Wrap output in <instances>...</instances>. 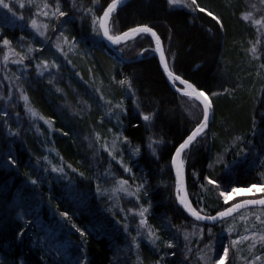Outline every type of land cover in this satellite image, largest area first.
I'll use <instances>...</instances> for the list:
<instances>
[{"label": "trees", "instance_id": "trees-1", "mask_svg": "<svg viewBox=\"0 0 264 264\" xmlns=\"http://www.w3.org/2000/svg\"><path fill=\"white\" fill-rule=\"evenodd\" d=\"M224 1L227 2L226 6L220 7L218 2L222 4ZM20 2L25 3L26 6L21 8L18 0H4V3L10 6L11 11L0 5V33L13 41V47L18 52L24 51L22 44L25 47L28 44L40 47L41 39L29 27L35 8H31L34 12H30L27 0H20ZM63 2L66 5L63 7L64 10L68 11L71 8V0H63ZM199 2L201 7H206L220 18L224 24L223 29L219 28L216 21L206 14L192 12L183 7L171 8L166 0H132L120 8L114 16H116L115 27L122 30L136 26L137 21L140 22L138 25L148 24L154 27L168 44L167 52L171 67H173L172 57L175 58L174 70L177 74L196 84L197 87L210 90L209 96L213 101L214 116L208 135L213 132L214 137L209 140L207 135L205 139L199 140V143L189 151V157L186 158L187 184L191 200L198 209L202 206L206 212L214 214V211L220 206V201L217 200L215 205L207 203L204 200L206 192L202 191L200 184L205 183L203 180L205 176L217 178L218 174L212 172L209 165L213 162L214 157L224 154L225 148L235 145L237 137L241 138L237 144L240 142L241 148H245L246 145L248 154H252V157L248 155L246 159L243 156L237 157L239 151L231 150L224 159L225 162H231L233 159L238 160L235 178L240 182V185L258 183L260 174L264 173V68L261 67L264 64V37H260V44L257 46L260 55L258 62H254V65H247L249 60L246 55L245 57L240 55L243 50L241 43H244V40L241 38L243 30L236 15V9H240L242 4L238 0H199ZM107 3H109L108 0H98L95 5L97 15L102 14L101 6L106 7ZM79 5L84 8L93 7L92 0H77V8H81ZM77 14L78 11L75 12L76 17ZM21 16L24 19H21ZM129 20L133 24L128 25ZM38 21L46 22L42 17L38 18ZM56 26L58 28V25ZM67 28L68 31L65 32V35L69 39L76 36L79 42L78 52H69L68 54L67 59L72 61L71 64L67 63L63 57H59L58 54H54L55 50L50 49L47 45L44 47L43 55L37 56V59L43 58L49 61L56 59L60 64L59 74L55 70L52 71V76L56 77L54 84L47 83L52 78L51 76L45 74L40 77L34 67H29L19 81L30 98L31 107L37 111L39 116H43L45 119L51 118L54 124L50 128L43 120H34L24 110V102L17 99L16 96H11V100L0 99V106L3 107L0 112L4 110L9 112L7 118H0V147L1 144L4 145L2 150L8 152L11 158L16 160V164H18L19 157L26 154L30 157L47 156V164L49 161H51V165L56 166L61 163L71 164L73 168L82 169L84 178L96 175L91 174L94 166L90 167L89 160L93 161L92 157L96 154L103 157V154L107 153L100 148L99 143L95 142L91 147L89 160L76 159L69 151L70 149L66 150L65 145H62L61 130L68 132V127H71V130L74 129V131L99 132L102 139H107L110 143L112 133L107 130L112 129L113 133L117 132L121 125L117 122L116 116H112L110 119L105 116L107 109L104 106V101L98 100L89 85L93 82V76L95 80L100 77L108 80L113 75L117 79L130 77L135 97L130 95L126 87L121 86L122 95L113 96L106 91H104V95L113 103L123 99L128 109L126 118L120 116V120L123 122V132L131 140V147L140 146L141 151L138 156L123 159L125 164L132 167L135 181L129 173L123 171L116 161H113L111 166L108 163L104 169V175L112 176V180L106 181L100 178L98 182L101 188L110 190L116 186V181L119 179H127L130 185L135 186L136 183L142 182L140 179L142 176H146L149 195L145 197L141 193L139 202L123 192L99 195L95 191L97 182L93 184V187H86L83 186L81 179L78 182L80 186L73 183L77 192L72 198L78 199L80 204L86 207V210L83 213H77L65 208L62 204L64 201L61 200V196H64V192L69 191L67 185L64 188L53 186L43 189L40 191L41 201L37 204L36 209L19 219L24 224L19 233L23 232L24 235L20 237L15 226H10V229L3 232L4 234L0 233V264H63L61 258L65 257L68 259L67 264H76L78 260L83 262L85 258L87 264H105L108 252L113 253L112 250L115 251L113 254L117 252L119 257L128 264H156V261L161 256H165V252L169 250H165L161 246V250L156 251L143 238H141L140 248H135L132 245V237L137 235L138 219L134 218L128 210L137 209L140 204L147 207L150 200L149 225L160 229L157 225L161 214L166 215V221H170L174 225L177 223L172 203L166 201L172 197L177 211L183 213L174 201L175 176L170 159L174 150L173 145L194 127L195 121L187 114L183 106H179L177 97H183L169 85L156 58H136L137 53L152 44V41L147 38H137L136 54L126 58L128 61L117 62L114 61L116 58L110 56L103 41L96 40V37L92 35L87 18L82 23L76 19ZM49 35L53 40L55 39V33ZM21 36L25 37L24 41L19 39ZM251 39L254 43L256 42L255 38L251 37ZM65 51H67L66 48ZM0 53L3 55V52ZM8 66L10 79L1 81L4 89L0 87V96L4 95V90L5 93H8L11 83L17 86L18 82L15 80V76H19L21 72L20 66L15 64H8ZM89 69L92 71L89 72ZM77 72L80 73L83 80L76 76ZM85 81L88 83L86 84ZM114 85L119 86L115 83ZM56 88L63 91L57 92ZM225 88L229 90L228 93H223ZM218 91L223 93L219 98L211 96V92ZM44 101L48 105L46 109ZM81 101L87 102L90 106L88 110H85ZM136 103L139 104L143 114L155 112V120L147 125L140 120L136 111ZM74 106L77 110L72 112ZM13 108H19L21 115L17 116ZM24 112L27 115H22ZM69 113H72L73 116L67 115ZM101 117H104L102 124L100 123ZM254 123L257 133L255 136L252 135ZM133 124H138L139 127H133ZM9 127L15 128L16 131L19 130V135H12L8 131ZM22 129L25 131H20ZM149 136L155 140L164 141L156 149L155 154L147 147ZM44 141L47 142L46 145ZM205 141L210 146L205 147ZM28 144L32 148L27 149L25 146ZM122 146L127 147L123 144ZM100 156L97 157L101 158ZM5 157L0 155V166L13 167L12 163L3 160ZM48 166L51 169V166ZM65 170L74 176L75 181L76 174L68 168ZM193 172L198 174L199 180L193 176ZM219 173L221 172L219 171ZM112 174H114V178ZM31 178L43 183L38 175L31 176ZM8 181L10 185L11 179ZM16 184L11 183V187ZM25 193V189L22 188L21 195ZM215 193L217 194L216 191ZM110 196L111 198H109ZM196 197L200 198V204H197ZM26 207L27 203L20 200L19 209ZM121 208L125 211L121 212ZM62 211L70 212L71 222L83 229L87 233L86 237H81L59 215V212ZM102 211H105L108 223L105 221L98 224L88 223V218L94 213ZM243 215L247 216L248 212H243ZM26 221H32V223L28 224ZM125 223L129 225L127 232L123 227ZM250 223L251 221H249V225ZM244 226V222L237 219V229L240 234H244ZM220 229L221 226L217 225L213 228V232L218 235L219 241L227 244L228 241L225 239L227 234L221 232ZM159 234L166 240L164 230L160 229ZM8 235H11L10 238L3 241L8 238ZM204 243L206 242L201 243L199 247L203 248ZM247 245H240V251L235 259L232 258L234 250L230 251L229 261L226 264H243L239 259L240 256L251 260L256 255L264 254L259 246V250L254 249L248 255ZM193 246L194 251L187 264H202L197 260L195 244ZM216 247L219 249L220 244L218 243ZM181 252H178L176 258L165 256L162 264H181ZM52 253L58 254L54 260L51 258ZM113 254H109V258Z\"/></svg>", "mask_w": 264, "mask_h": 264}, {"label": "snow or ice", "instance_id": "snow-or-ice-1", "mask_svg": "<svg viewBox=\"0 0 264 264\" xmlns=\"http://www.w3.org/2000/svg\"><path fill=\"white\" fill-rule=\"evenodd\" d=\"M20 7L24 8L26 5L23 2H20ZM93 7L89 8H77V0H71V8L68 11L63 10L61 0H27V6L35 8L33 13V18L30 20L29 27L35 33V35L40 39V47H34L32 44H28L26 47L22 44L24 51L18 52L13 47V41L6 36H3L0 33V52H3L2 58H0V63L7 67L8 64H15L20 66L21 72L19 76H15L17 83V91L19 93L18 98L24 102V110L34 119L43 120L51 128L54 121L45 119L43 116H39L37 111L31 107L30 98L26 93V90L23 84L19 83L22 77L24 76L25 71L29 67H34L35 71L40 77H43L45 74H48L52 78L47 81L49 85H53L56 77L52 76V71L55 70L59 74L60 64L57 63L56 59L51 61L47 59H37V56H42L44 53V47L47 45L50 49H54V54H58L59 57H63L67 63L71 64L72 61L68 60L69 52H78V40L76 36H72L69 39L65 35V32L68 31L67 26L70 23H73L76 19H79L81 23L85 18L89 20V27L91 33L94 37H99L101 40H106L112 45L117 46V50L123 53L124 48L120 47L122 45H127L129 41H136L137 38L144 39L147 38L152 41L148 47L141 49L138 56H143L145 53L152 52L158 53L160 62L163 64L164 72L167 74L168 79L174 86L176 92L182 97H186L191 101L199 103L200 112L198 115L194 116V127L184 136L182 139L173 145V153L170 159V165L174 169L175 173V198L178 204L182 207L187 214L193 218L191 222V231L187 227H177L172 224L170 221H163L161 227L168 231L170 238L164 240L160 233V229L155 228L149 225L148 214L151 209V201L147 207L140 204L137 209H129L128 212L136 218L138 217L137 224V235L132 237V245L139 249L141 238L147 241L156 251L161 250V246L165 250V256H171L173 258L177 257L178 251L180 248L178 245H182L183 251L181 252L182 260L181 264H187L191 254L194 251L193 240H195V249L197 251V260L202 262V264H226L229 261L230 251L233 252V259L236 258L237 254L240 251V245L248 244L249 251H252L260 246L262 252H264V173L260 174L258 183H249L246 186L240 185V182L235 178V169L238 166V160L233 159L231 162H225L223 164V172L218 175L217 178H212L209 176L203 177L205 183L200 184L202 191L207 192L208 186H211L217 192V199L220 201V206L214 211V214L208 213L205 211L204 207H193L192 200L189 199V194L186 187L185 173L187 158L186 152L190 151L195 147L199 140L205 139L208 133L211 131V120L214 116V106L213 101L209 96L210 90H204L202 87H197L196 84L190 82L188 79L183 78L181 75L177 74L174 70V56L173 67L169 66L168 58L166 57V51L163 46V40L161 36L157 33L154 27L149 26L148 24L136 25L129 27L126 30L116 31V16L114 13L118 12V8L123 5V0H111L110 3H107L106 7L101 6V13L97 15L95 10V5L98 3V0H92ZM169 6L181 5L190 9L192 12H200L206 14L208 17H211L218 24L219 28L223 29L224 24L221 22L220 18L212 11H209L206 7H201L198 3V0H167ZM0 5H3L4 8H8L11 11L10 6L7 3H4V0H0ZM79 12V17H76L75 12ZM71 13V15H70ZM264 0H259V6L256 3L249 5V10L241 13L242 20L249 22L252 26L255 27L256 31L261 35H264ZM259 15V18H257ZM42 17L46 22H39L38 18ZM24 19L23 16L20 17ZM58 25V28L57 26ZM49 32L55 33V39L49 35ZM21 41H24L25 37H19ZM171 37L169 36V40ZM51 41V42H50ZM50 42V43H49ZM260 40L258 39L252 46L248 49L251 53L253 59H259L260 55L258 53V45ZM67 47L68 51H65ZM170 51V49H169ZM124 57L121 55L120 60L123 61ZM264 68V64L261 65ZM92 69H89L91 72ZM81 80L83 77L80 73H76ZM7 79V77H6ZM111 81L115 84L126 87L127 91L131 96L135 97V92L133 90L132 79L130 77H124L122 79H117L115 75L111 77ZM87 84L88 82L85 81ZM102 83V81H101ZM92 88V91L97 95L98 100L104 101V106L107 109L105 116L109 119L112 116L117 117V122L121 125L120 130L117 132L108 129L109 133H112L111 142L107 139H102L99 132L93 133V140L99 143L100 148L116 161L124 172L130 174L131 178L135 181V173L133 172L132 167L125 164L123 159V149L120 147L121 144L127 146L130 150V155L135 157L140 154V146L135 148L131 147V140L128 136L124 135L123 132V122L120 120V116L127 117L128 109L124 104L123 99L113 103L111 99H106L104 92L100 87L95 85V77L93 76V83L89 85ZM57 92H62L60 88H56ZM229 90L225 88L223 93H228ZM221 92H211V96L222 95ZM0 99H5L4 96H0ZM7 99L11 100V94L9 93ZM84 105L85 110L89 109V105L85 101H81ZM138 110V117L146 125L153 122L156 117V113L143 114L139 111V104H135ZM19 116V113H16ZM192 115V113H190ZM9 112L4 110L0 112V118H7ZM104 117H101L100 123L102 124ZM133 127H139L138 124H133ZM151 129L149 128V131ZM13 135H19V130ZM61 134L68 136V132L61 130ZM252 135H257L255 131V123L253 125ZM87 139V137L85 138ZM237 140L240 138L237 137ZM163 140H155L151 136L148 137L147 147L153 154L156 153V149L163 144ZM91 146V142H90ZM232 148L229 146L224 149V154L226 155ZM240 155L245 159L248 155V150L245 148L240 149ZM119 157V158H118ZM44 160H48L47 156L43 157ZM61 161L63 158H60ZM9 160L13 165L16 164V160L12 159L9 156ZM51 172L58 174L59 178H67L68 173L66 168L70 169L73 173H77L80 177H84L83 172H78L76 168H73L71 164L65 165L61 163L59 166L51 165ZM209 167H213L209 165ZM48 171V169H44ZM102 175H104L102 173ZM113 178H114V174ZM193 176H196L199 180L197 173L193 172ZM105 178L107 176L105 175ZM141 183H136L135 186L129 184L127 179H119L116 181V186L112 189H103L101 188L99 182L97 181L95 185V191L99 195H106L111 192L115 194L117 192H123L125 195L133 197L137 202L141 199V193L145 197H148L149 193L147 190L148 180L146 176L140 178ZM31 184L36 185L39 183L36 179L30 180ZM241 193H261L257 198L239 200L235 203H230L235 197L239 196ZM111 198V196L109 197ZM197 204L201 203L199 197H196ZM58 207V206H57ZM121 212L125 210L120 209ZM247 211L248 215H243V212ZM59 215L67 221L72 228L75 229L81 237H86L87 233L77 227L72 223V215L69 211L59 212ZM237 219L244 222V234H240L237 229ZM249 221H251L249 225ZM210 222V223H209ZM30 224L32 221H26ZM217 225L221 226L220 231L226 233L225 239L228 241L227 244L223 243L216 239V235L213 232V228ZM124 230L127 232L129 225L125 223L123 225ZM23 232L19 233V236L22 237ZM235 236L236 238H232ZM208 238L209 242L203 244V248H200L199 245L205 241V238ZM220 244L219 249L216 245ZM165 256H161L159 260L156 261V264H162ZM239 259L243 264H264V254L256 255L253 259L249 260L246 257L240 256ZM139 260V257H138ZM76 264H87L86 258L81 261H77Z\"/></svg>", "mask_w": 264, "mask_h": 264}, {"label": "bare ground", "instance_id": "bare-ground-1", "mask_svg": "<svg viewBox=\"0 0 264 264\" xmlns=\"http://www.w3.org/2000/svg\"><path fill=\"white\" fill-rule=\"evenodd\" d=\"M22 1H24V0H22ZM108 1H109V3L111 2V0H108ZM131 1L132 0H130L129 2H131ZM50 2H51V0H50ZM61 3H62L63 7L66 6L64 4L63 0H61ZM166 3H167V0H166ZM198 3L200 4L199 0H198ZM79 6L81 7V5H79ZM182 7L183 6H181V5L171 6V8H174V9L182 8ZM183 8L188 9L186 7H183ZM28 10L30 12H34V10H31L29 7H28ZM63 10H64V8H63ZM188 10H190V9H188ZM79 15H80V13L78 12L77 17ZM113 15H115V13ZM137 23L139 24L140 22L137 21ZM130 24H133V22L131 20H129L128 25H130ZM116 30L122 31V29H120L118 27L116 28ZM23 35H24V33H23ZM161 38H162V36H161ZM162 40H163V38H162ZM163 46H164L165 51H166V57L168 58V52H167L168 44L165 42V40H163ZM65 48L68 51L67 47H65ZM112 49H114L117 52L119 58L115 57L114 54H112V53H109L110 56L116 58V59H114V61H117V62L120 61L121 62V60H120L121 53L117 50V46H113ZM147 57L156 58V60L159 64V67L161 68V62H160L158 53L148 52V53H145L143 56L136 55L137 59L147 58ZM168 62H169V59H168ZM169 66H170V62H169ZM161 71H162V69H161ZM162 73H163V71H162ZM163 75H164V73H163ZM101 81H102V83H101ZM95 85L97 87H100L103 92L106 91L107 93H110V95L111 94L113 96L114 95H122L121 87L114 85V83L111 81V78H109L108 80H105L104 77H100V78L95 80ZM108 86H109V89H107ZM219 97H220V95L217 96V98H219ZM183 98L178 96L177 101L179 103V106H181V107L183 106L184 109H185L184 106L186 105L187 102L194 103V101H191L188 98H184V99ZM44 104H45L44 108L45 109L48 108V105L45 103V101H44ZM13 109H14L15 113H19L21 115V113H20L21 110L19 108H13ZM0 110H3L2 105L0 106ZM76 110H77V108H75V106H74V109H72V112H75ZM136 111L138 113V110H136ZM139 111L141 112L142 109L139 108ZM71 114L72 113H69L67 115L70 116ZM22 115H27V113L24 112ZM71 116H73V115H71ZM11 124H13V122H11ZM68 129H69V130H67L68 136L63 135V140L61 141L62 145L63 146L65 145L66 150L70 149L69 151L72 152V155L74 158H76V159L85 158V159L89 160V157H90L89 153L91 152V147H92V145L95 144V141L93 140V131H89V132L88 131H85V132L74 131V129L71 130V127H68ZM8 131L10 133H15L16 129L9 127ZM20 131L24 132L25 129H22ZM86 137H87V139H85ZM213 137H214L213 132H211L208 135L207 139L212 140ZM65 139H67L68 142L66 140V142L64 143ZM239 140L236 139V142H234L235 145H233L231 147L233 152H234V150L239 151L237 157H241V155H240V149H241L240 142H239V144H237ZM28 141H30V140L28 139ZM90 142H91V146H90ZM44 143L46 145L47 142L44 141ZM204 145H205V147L210 146V144L207 143V141L204 142ZM238 145H240V146L238 147ZM3 146L4 145L1 144L0 155L6 156L3 160L7 163H11V161L9 160V157H8V156H10L9 153L2 150ZM5 147H7V146L5 145ZM25 147L27 149L29 147L32 148L31 146H29V144L26 145ZM38 147H39V145H38ZM120 147L123 149V158L127 157L130 159L132 156L130 155L129 148H127V147L124 148L122 146V144L120 145ZM245 149L248 150L246 145H245ZM97 156H100V155L96 154L92 157L93 161H92V159L89 160L91 162L90 167L94 166V169H93L91 174H96V175L85 176V178H84V177H80L77 173H75L76 174V180L75 181H74V176H72L70 172H67L68 173L67 178H59L58 179V174L55 172H51V169L48 166L49 162L47 164V160L43 159L44 156L30 157V156H28V154H26L23 157H19L18 164L14 165L13 167L7 168L5 165L0 166L1 167L0 177L1 176L4 177V178H0V233L6 232L8 229H10V226H15L16 232L19 233V231L24 226V224H22L19 221V219L21 217L25 216L27 213L36 209L37 204L41 201L40 200L41 198H39L41 196L40 191H42L43 189H48V188L53 187V186H59L61 188H64L65 185H67L69 191L64 192V196H61V200L64 201V202H62L63 206L67 209H70L71 211H74L77 213H80V212L83 213V211L86 210V207L83 204H80V201L78 199L72 198V196L77 192V189L74 188L73 183L76 184L77 186H80L78 184V182L81 181V179H82L83 186L93 187V184L96 183L100 178H102L106 181L112 180L111 179L112 176L111 177L107 176V178H105L104 177L105 175H102V173L104 174V169L107 166V164L109 163L111 166L113 164L114 160H112V158L110 156H108V154H105V155L103 154V157L100 156L101 158H99ZM225 156L226 155L222 154V155H218L215 157L214 161L211 163V165L213 167H211L210 170L212 172H214L218 175L222 174L223 164L225 163V159H224ZM248 156L252 157V154H248ZM186 157H189V151L186 152ZM57 166H59V165H57ZM80 167H82V166H80ZM44 169H48V171H44ZM77 170H78V172H82V169H77ZM219 171L221 173H219ZM35 175H38L39 177H41V179L43 180V183L40 182L37 185L31 184V182H30V180L32 179L31 176H35ZM185 175H186V179H187V165H186ZM10 179H11V182L9 185L8 180H10ZM11 183L12 184L17 183V184L11 187ZM187 187H188V184H187ZM22 188L25 189V191H26V193L24 195H21ZM208 189L209 190L206 192V197L204 200L207 203L210 202L211 204L215 205L216 201L218 200L217 194L215 193V190L213 188L208 187ZM188 192H189V190H188ZM243 194L248 195L251 193H241L239 196H241ZM259 195H261V193H259ZM79 198H80V196H79ZM161 198H162V196H161ZM190 198H191V196H190ZM247 199H249V198H247ZM20 200H24L27 203L26 208H20L19 209ZM166 201H169L172 203L171 204L172 210L176 213L177 223L175 224V226L181 227V228L187 227L189 229V231H191L190 226H191V222H192L193 218H191L187 215V213L178 204L175 197H174V201L176 202L178 207L183 211V213L182 212L180 213L177 211L176 206L173 204V198L172 197L168 198ZM165 216L166 215L161 214L160 220H158L157 226L162 230H164V229L161 227V225H162L163 221H166ZM87 221L89 224H98L100 222L103 223L104 221L106 223H108V219L106 218L105 211L94 213L90 218L87 219ZM164 233H165V237H166L165 239L168 240L170 238L169 232L164 230ZM10 236L11 235H8L7 236L8 238L4 239L3 241L9 239ZM216 239H218V235L216 236ZM204 242H206V243L209 242L207 237L205 238ZM193 244H195V240H193ZM178 247L180 248V251H178L179 253L181 251H183V250H181L182 245H178ZM112 252L114 253L115 251L112 250ZM113 253L108 252V257H107V260L105 261L106 262L105 264H128V263H126L125 260H123L122 258L119 257L120 255L117 252L115 254H113ZM109 254H113V255L110 256V258H109ZM57 257H58V254L52 253L51 258L53 260L56 259ZM61 260H62L63 264H65V263L67 264V262H68V259L66 257L61 258Z\"/></svg>", "mask_w": 264, "mask_h": 264}, {"label": "rangeland", "instance_id": "rangeland-1", "mask_svg": "<svg viewBox=\"0 0 264 264\" xmlns=\"http://www.w3.org/2000/svg\"><path fill=\"white\" fill-rule=\"evenodd\" d=\"M238 2H240L242 4V6L240 7V9H236L237 10L236 11V13H237L236 15H237L238 21L241 24L240 27H242V30H243L242 37L241 38H243V40H244L243 41L244 43H241V47L243 48V50L240 52V55L242 54L241 56H244V57L246 55L247 59L249 60L248 63H247V65H254V62H258L257 61L258 59H253L251 53L248 51V49L252 46V44H254V42L252 41L251 37L252 38H255L256 41H257L258 39L260 40V37L262 38L264 36L261 35L260 33H258L256 31L255 27L252 26L249 22H246V21L242 20L241 13L244 12V11L249 10V5L252 4V3H256L259 6V0H238ZM222 4L220 2H218V5L220 7L226 6L227 2L225 3V1H224V2H222ZM219 14H221V13L219 12ZM261 14H264V13H261ZM257 18H259V15H257ZM115 30H116V27H115ZM49 34H51V32H49ZM96 40H101V38L96 37ZM101 41H103V44L106 46V50L109 53H112V54H114L115 57L119 58L117 56V54H116L117 52L114 49L108 47L104 43V40H101ZM120 47H123L124 48L123 53L120 52L121 55H123L124 58H130L131 56H134V54H136V49H135L136 48V41H129L127 43V45H122ZM111 51H113V52H111ZM0 58H2V54L1 53H0ZM8 68H9L8 65H7V67H5V65H3L2 63H0V87L2 89H4V87H3L2 83H1V81H6V77H7V79H10V75H9V72H8ZM9 93L11 94V96H16V98L19 99L18 98L19 93H18L17 88H16V86H15L14 83H11L10 84L8 93H5V90H4V95L3 96L5 97ZM5 98L7 99V96ZM198 105L199 104L194 101V103L187 102L186 105L184 106L187 114L189 116H191V118L193 120H194L193 117L196 116V115H198L199 112H200V106H198ZM190 113H192V115H190ZM211 124H212V120H211ZM214 159H215V157H214ZM214 159H213V161H214ZM136 219H138V217H136ZM256 249L259 250V246H257ZM252 251H249L248 252V255Z\"/></svg>", "mask_w": 264, "mask_h": 264}, {"label": "water", "instance_id": "water-1", "mask_svg": "<svg viewBox=\"0 0 264 264\" xmlns=\"http://www.w3.org/2000/svg\"><path fill=\"white\" fill-rule=\"evenodd\" d=\"M130 0H123V5L121 6V7H123L124 5H126L128 2H129ZM121 7H119V8H121ZM118 8V9H119ZM104 42H105V44L108 46V47H110V48H112L113 46H115V45H112L111 43H109V42H107L106 40H104ZM161 69H162V71H163V73H164V75H165V78L167 79V81H168V83H169V85L175 90V88H174V86L172 85V83L170 82V80L168 79V77H167V74L164 72V69H163V64L161 63ZM176 91V90H175ZM172 170H173V173H174V169L172 168ZM174 176H175V173H174ZM185 180H186V187H187V179H186V175H185ZM187 191H188V187H187ZM188 194H189V192H188ZM189 199L191 200V198H190V195H189ZM249 199H252V198H249ZM244 200V199H243ZM192 204H193V202H192ZM193 207H195L194 206V204H193ZM186 212V211H185ZM187 213V212H186ZM188 215V214H187ZM189 216V215H188ZM190 217V216H189ZM210 223V222H209Z\"/></svg>", "mask_w": 264, "mask_h": 264}]
</instances>
